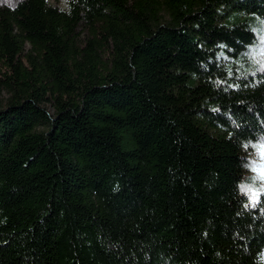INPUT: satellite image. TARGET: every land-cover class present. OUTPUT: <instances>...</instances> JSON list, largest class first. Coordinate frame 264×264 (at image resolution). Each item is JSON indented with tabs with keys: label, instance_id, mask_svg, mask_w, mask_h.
I'll return each mask as SVG.
<instances>
[{
	"label": "trees",
	"instance_id": "trees-1",
	"mask_svg": "<svg viewBox=\"0 0 264 264\" xmlns=\"http://www.w3.org/2000/svg\"><path fill=\"white\" fill-rule=\"evenodd\" d=\"M68 7H0V264H264V0Z\"/></svg>",
	"mask_w": 264,
	"mask_h": 264
},
{
	"label": "rangeland",
	"instance_id": "rangeland-1",
	"mask_svg": "<svg viewBox=\"0 0 264 264\" xmlns=\"http://www.w3.org/2000/svg\"><path fill=\"white\" fill-rule=\"evenodd\" d=\"M20 0H0V7H13ZM69 0H48V2L60 10L68 11ZM227 15L223 18V24L232 26L240 22H246L256 34V41L245 49V54L233 61L235 67L239 70H250L255 65L264 67V22L261 18L254 14L245 12H235L227 9ZM29 49V47H28ZM227 63V60H225ZM6 71V70H4ZM5 97V94H4ZM52 114L53 110L50 105L47 106ZM250 150L248 155V173L244 180L243 191L248 194L251 201L254 202L257 198L264 194V137H259L257 140L248 143ZM264 262V255L262 258Z\"/></svg>",
	"mask_w": 264,
	"mask_h": 264
}]
</instances>
